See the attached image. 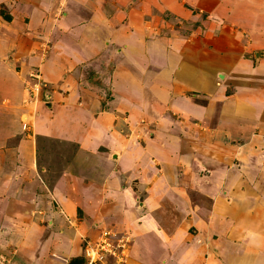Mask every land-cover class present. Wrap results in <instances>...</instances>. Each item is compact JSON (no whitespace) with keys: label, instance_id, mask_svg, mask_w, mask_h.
<instances>
[{"label":"crops","instance_id":"0c3cea01","mask_svg":"<svg viewBox=\"0 0 264 264\" xmlns=\"http://www.w3.org/2000/svg\"><path fill=\"white\" fill-rule=\"evenodd\" d=\"M26 1L28 2V0H5L10 2V6ZM157 1L161 2V0ZM163 1L166 7L173 4L176 13L182 12L183 9L187 15L188 9L185 4L203 8L205 3V0ZM210 1L214 4L210 13H217L222 22V31H228L232 26L251 32V39L247 41L250 52L246 54L240 67L236 69L230 65L229 62L236 60V55L232 51L214 49L210 52L203 49L201 51L208 58V67L200 74H197L198 71L195 69L190 70L189 67L184 70L182 62H178V59L172 64L173 69H179L175 71L174 77L170 72L173 69H168L167 66L160 72L159 84L154 80L150 81L149 78L146 82L147 87L155 92L154 96L162 101L164 98L166 100L169 94H173L174 87L180 81L187 82L192 89L198 88L201 92L212 94L220 93L223 85L231 86L233 83L235 92L220 109L217 124L214 121V125L221 127V130L218 128L220 133L209 138V141L196 135L192 140L180 137L182 132L177 131L179 130L177 119L167 116L160 121V132L153 140L148 137L139 141L133 134L122 138L115 127L123 123L114 111L118 109L113 104L108 108L101 105L100 95L94 89V91L87 89L91 86L85 76L81 78L83 74L77 68L78 65H73L71 73L64 76L65 79L72 80L67 85H63L69 89L66 101H60L56 106L51 103L46 105L50 109L35 111L34 114L29 115L27 118L31 123L28 125L29 130H26L23 126L25 121L22 120L23 111L20 110V103H17L21 96V91L18 89L20 83L14 82L17 81L16 79L5 83L6 77L0 76V90L17 103L13 107L0 106V249L9 247L10 255H17L18 251L13 253L15 251L13 246L21 242L10 237V234L27 237L23 241L30 240L37 248L41 247L46 238L53 243L54 237L59 239L64 237L67 242L58 246L56 251H52L53 257L48 256V259L53 260L50 264H67L68 257L78 253L79 234L90 235L95 229L106 227L116 236H127L130 240L126 248L127 258L123 264H195L192 261L197 253L202 251L199 250V240L203 238H208L206 248L202 246L206 257H204L205 261H199L198 264H218L215 259L219 253L224 257L228 253L229 257L227 256L226 260L229 259L230 264H264L262 234L264 230L260 231V226L256 227L254 223L245 225L239 228L238 235L234 233L230 241L227 237L229 234L227 229L230 225L223 226L220 230L216 229L215 236L220 240L218 246L215 245L216 238L210 235L214 224H229L232 220L230 218L229 222L227 213L218 210V206L222 202L225 203L228 196H223L220 200L215 190L223 188L220 191L223 192L227 189L226 194L229 190L228 193H231L233 198H237L233 201H238L242 206L247 203L248 194L247 190L237 189L241 188L240 183H237L242 179L239 178L241 172L250 175L253 183L264 181V178L254 179L260 171L264 172L263 160L261 169L255 162L250 168L243 167L248 159L244 153L246 142L262 143L264 140V34H262L264 2L261 0L263 4L261 5L256 0ZM111 10L113 12L112 8ZM30 12L34 15V10L30 9ZM21 13L20 18L16 20L17 23H20L22 15L26 14ZM93 15L92 13L91 16ZM242 15L246 16L245 20L240 17ZM11 19L14 21V17ZM90 25L94 26L95 21L90 20V24L84 29L80 27L78 29L69 23L63 24L61 29L63 32L66 31L65 37L61 41L52 42V48L43 60L44 63L42 62L46 65L45 79L49 81L58 79L54 71L47 72L46 69L56 67L57 53L62 54L60 47L64 48L70 44L76 48L87 46L91 49L89 52H94L95 48L101 45L97 43L99 33L96 35L90 31ZM24 33L15 35L17 39L14 40L11 54L15 56L5 57L10 64L20 63V69L22 63L26 61L39 63L40 58L32 47H25L27 36H24ZM69 33L74 39H66ZM211 35L210 40L215 43L219 35L214 32ZM29 37L31 39L33 35ZM118 41V46L129 48L136 45L135 39L132 42L130 40L122 42L124 40L119 39ZM150 42V45L156 46L160 45L161 41L150 40ZM143 43L149 46L145 41ZM201 44L204 46L203 42ZM2 48L5 51V48H8L7 43L0 44V52ZM62 52L64 53V50ZM161 54L160 52L159 55ZM78 55L77 52L75 57L73 56L75 60L79 59ZM210 57L214 59V63L209 60ZM71 59L73 58L68 57L69 64ZM171 59L174 60V57ZM8 75L10 71L6 70L5 76ZM10 78L17 77L13 73ZM129 78L133 83V78L127 77ZM172 78L176 79V82ZM75 79H80L78 80L80 82ZM216 83H220L221 87L213 88ZM130 93L134 94L131 91ZM147 93L149 97L147 95L145 107L154 101H149L152 93L150 91ZM80 95L81 98H77ZM238 100L239 104L236 102ZM165 106L173 113L185 108L188 111L190 107L188 103L183 104V102H172ZM135 107L133 105V109ZM195 114L199 115L200 111L195 110ZM128 127L132 128L134 125L129 122ZM230 127L233 129L231 130ZM200 143L205 144V147L202 146L204 149L202 155L198 153L199 146L197 148L195 146ZM224 143L227 148H234V159L240 158L242 166L237 168L239 172L230 166L231 158L225 157ZM195 156L200 158V161L190 160ZM259 159H263V156L256 152L255 161L258 162ZM221 163L223 165L225 163L226 166L218 169L216 166ZM206 165L210 167L207 169L211 171L207 170V172L211 174L218 170L220 176L226 175L227 170L233 169L232 175L237 172L240 175H233L232 179L229 177L227 183L222 179V184H216L215 181L209 185L202 184L199 179ZM187 176L191 178L190 182L185 180L186 183H190L198 192H204V189H200L201 185L207 188L213 187L214 192L209 197L211 201L206 199L207 204L205 203L204 209H201V204L200 206L197 204L193 195L189 197L187 194L183 197L180 192L184 190L181 188L184 187L182 184L184 177L186 179ZM263 190L264 188L259 191L262 193L258 197L261 202L256 203L260 208L257 213L261 222L264 221ZM214 202L218 203L215 207ZM45 222L48 226H45ZM23 223L28 225L23 227ZM47 228L51 229L50 235L44 233ZM72 230H74L73 236L70 235ZM202 231L210 233L201 235ZM220 233L223 236H220ZM254 242H257L255 246L258 245L248 253V248ZM136 243L143 245L141 253H134ZM58 252L63 254L61 259L54 256ZM144 253L146 260L143 259ZM42 254L34 253L33 256L39 258ZM11 264H26V262L16 256L15 262Z\"/></svg>","mask_w":264,"mask_h":264},{"label":"rangeland","instance_id":"374dc122","mask_svg":"<svg viewBox=\"0 0 264 264\" xmlns=\"http://www.w3.org/2000/svg\"><path fill=\"white\" fill-rule=\"evenodd\" d=\"M209 1L210 0H205L203 8L197 6L191 7V5L185 4L184 6L188 9V15L183 9H181L182 12L179 11L176 13L174 10L175 6L170 4L166 7L163 0H161L160 3H158L157 0H28V2L17 3L15 5L12 4L11 6L10 2H5V0L1 1L0 44L7 43L8 48H5V51H3V47L0 52V76L1 78L6 77L4 80L5 83L12 79H16L17 81L14 82L19 81L18 83H20L18 84V89L21 91V96L17 103H20V110L23 111L22 120L25 121V125H23L24 128L29 130L28 125L31 121H29V118L27 117L34 114L35 111L39 112L43 109H50V107L46 105L53 103L54 106H56L60 101H66L65 99L69 93V89H66L63 85H67L72 82V80L69 78L65 79L64 76L71 73L73 65H78L77 68L80 69L83 74L81 78H84L85 76L86 81L89 86H91L87 87V89L91 91L95 90L96 93L100 95L101 105L104 108H108L110 104H113L118 109H115L114 111L118 115V119L123 123L118 124L119 126L115 127L117 128V133L119 136H122V138L133 134L139 139V141L148 137H151L153 140L160 132V121L167 116L177 119L176 124H178L177 129H179L177 131L180 133L182 132L180 137H184L186 140H192L196 135L198 138L201 136L209 141V138H213L215 134L220 133L221 127L214 125V121L216 122L215 124H217L220 109L223 107L225 101L231 98V95L234 94L235 88L233 83H231V86L223 85L220 93L212 94L210 92H201L198 88L192 89L187 82L180 81L176 84V87H174L173 94H169L166 100L164 98L163 101L154 96L156 95L155 92L151 91L152 89L150 87L148 88V85H146L148 78L150 81L154 80L156 84H159L158 78L162 69L167 68V66L169 67L168 69H173L174 65L172 64L178 59V62H182L183 67H181L184 70L189 67L190 70L195 69L198 71L197 74H200L208 67V58L203 55L201 51L203 49L210 50V52L214 49L232 51L236 55V60L229 63L236 69L240 67L239 65L245 60L246 54L250 52L248 47L250 45H247V41L251 39V32L241 28L237 29L232 26L228 31H222L221 19L218 18V15H216L217 13H210L211 7L214 6V4ZM256 1L263 5L261 0ZM262 2H264V0H262ZM35 7L37 8L35 9ZM262 7H264V5ZM111 8L113 9V12ZM30 9L34 10V15L31 14ZM21 12L26 14H23L21 22L17 23L16 20L20 18L22 14ZM92 13L94 14L93 16H91ZM13 17L14 21L11 19ZM240 17L243 20L246 19L245 15ZM90 20L95 21L94 26H89L91 28L90 31L94 32L96 35L99 33L100 37L98 36L97 43L99 42L101 45L97 46L94 52H89L91 49L87 46L76 48L70 44L64 48L60 47L62 54L58 55L59 53H57L56 67H54V69L47 67L46 69L47 72L54 71L58 76V79L57 81H49L48 79H45L46 65L42 64V62L49 54L48 51L52 48V42L61 41L65 37L64 32L66 31L63 32L61 29L63 24L69 23L76 26L78 29H84L90 24ZM20 32H25L23 35L27 36L25 47H32L35 53L38 52L40 56L38 60L39 63L26 61L25 63H22L23 65L21 66V69L20 63L16 65L15 63L10 64L5 58L6 56H15H11V54L14 49V40L17 39L15 35ZM213 32L215 34L218 33L219 35L218 40L215 43H212L210 40ZM135 33L138 35L132 36V34ZM262 34H264V32ZM30 35H33L31 39L29 37ZM71 38L74 39V36H71L69 33L66 39L68 40ZM118 39L124 40L122 42H127L128 40L132 42V40L135 39L136 42H134V44L136 45H132L129 48L126 46H118ZM150 40L161 42L160 45L153 46L150 45ZM143 41L149 46H145ZM201 42L204 43V46H202ZM243 45H246L247 47L244 48ZM63 50L64 53L62 52ZM76 51L79 54L78 60L74 59L77 53ZM73 52L74 54H72ZM160 52L162 53L161 55H159ZM19 56L21 55L19 54ZM68 57L73 58L70 60L72 63L74 62L73 64L67 62ZM172 57H174V60L171 59ZM64 58L65 60H63ZM210 58L209 60L214 63V59ZM169 61H172V63H169ZM162 62H167L168 64L164 65ZM236 69L233 70L235 71ZM6 70L10 71V75L5 76ZM178 70L179 69H173L170 71L172 72L171 74L173 77L175 71ZM32 71L39 75L38 79L40 81L36 83L37 86L34 85L35 81L33 78L29 76ZM13 73L17 78H10ZM127 77H132L133 83H131V79H127ZM80 79L75 80L78 81ZM172 79L176 82V79ZM220 85V83H216L213 88L217 89L218 87H221ZM130 91L134 94H131ZM147 91L152 93L149 101L154 100L158 102L155 103L153 101L145 107L144 103L147 101V95L149 97ZM78 97L81 98V95L77 96V98ZM172 102H183V104L188 103V106H190L189 110L187 111L186 108L182 110L179 109L173 113V111H170V109L165 106V104ZM236 102L238 104L240 103L239 100ZM17 103L12 101L8 94L5 95V93L0 90V106L13 107L16 106ZM133 105L136 106L134 109ZM195 110L200 111V114H195ZM129 122H131L134 127H128ZM126 123L127 125H125ZM230 129L232 130L233 128L230 127ZM224 144L226 145V143ZM195 146L196 148L199 146L200 151L198 153H201L202 155L205 144L200 143V145L198 144ZM223 149L226 154L225 157L228 156V158H231V160L229 159V162L234 170L242 166L240 158L236 157L234 159L233 157V147L227 148L226 145ZM187 152H189V150ZM256 152L263 156V159H259L258 162L255 161ZM244 153L248 159L243 167L250 168L253 166V162H255L257 163L258 168L261 169V165L264 161V140L262 143L247 141ZM191 158V161H200V158H197L196 156ZM237 158H239V160ZM224 166H226V164L224 163L223 165L221 163L216 167L221 169ZM205 167L206 169H203L201 174L202 177L200 176L199 179L202 184L209 185L212 184V181H215L216 184H222V179L227 183L229 177L232 179L233 175H240L238 169V172L233 173V175L231 173L233 169L230 171L227 170L228 174L226 172V175L220 176V171L218 170V173L213 171L211 174L207 172V170L211 171L210 169H207L210 167L207 165ZM190 178V176H187L186 179L184 177V184H182L184 187L181 188L184 190H181L180 192L183 194V197L187 194L189 197H192L193 195L194 200H197V204L199 206L201 204V209H204L205 203L207 204L206 199L211 201L209 197L212 196L214 192L213 187L210 186V188H207L206 186L201 185L200 189H204V192L207 193L201 191L198 192L191 187L190 183H186V181L190 182ZM239 178L242 179H239L240 181L237 182L240 183L241 186V188H237L238 191L247 190L248 194V201L246 200L247 203H243L244 205L240 206L238 201H233V199L235 200L237 198H233V195L228 193L229 190L227 191V194V189L223 192H220L223 189L221 187H219L221 188L220 190H215L216 193H218L219 199L223 196H228L225 199L226 202H222L220 206H218V210L227 213L229 216V222L230 218H232L229 224H214L211 227V233L208 231L201 232V235L210 233L211 237L216 238V246L220 244V240L215 236V230H220L223 226L230 225L229 228L225 227V229L228 228L227 230L229 234L227 237L229 238V241L234 233L235 235L239 234V228L251 223H254L256 227L260 226V231L264 230V221H259V215L257 213V210L260 208L259 206H256L257 201L259 203L261 202V199H258V197L262 195L259 191L264 188V181L253 183L254 181L250 179V175H246L242 172ZM257 178L263 179L264 172L262 173L260 171V173L254 176V179ZM199 194H202V196ZM199 201L202 202L199 203ZM213 204L214 207L215 205H218L217 202H214ZM202 211L204 212V210ZM219 215L221 214L219 213ZM238 217H240L239 220ZM45 219L47 220V217ZM44 224L45 226H48L47 222ZM23 225V227H25L28 223H23ZM102 228L103 227L97 230L95 229L90 235L79 234L80 240L77 243L78 253L70 258L68 257L67 264H69L70 260L77 257H83L84 260V247L86 241L93 242L96 240L101 234ZM256 229L259 230L258 228ZM74 230L70 232V235L73 236ZM190 230L192 231V229ZM44 233L50 235L51 229L47 228ZM262 234L264 235V232ZM220 236H223V234L220 233ZM10 237L19 239L21 242V244H16L17 246L12 245L13 249H15L13 253L18 251L16 256L23 262H26V264H41L40 262L50 264L53 260L48 259V256L52 258V251H56L58 246L67 242L64 237L61 239L54 237L53 243L46 238L41 247L37 248L30 240L23 241V239L27 237H17L12 234H10ZM207 239L208 238H203L199 240V250L202 251H199L196 258L192 261L195 264H198L199 261H205L204 257H206V253L202 246L206 248ZM8 241L11 242V240ZM255 243L257 242H254L251 247L248 248V253L254 250L258 245L255 246ZM17 248L21 249L18 250ZM142 248V244L136 243L134 253H141ZM8 251H11L9 247H4L3 250L0 249V253H3L8 261L12 260L10 261L11 264L12 262H15L16 256L10 255L11 253ZM34 253L43 254L39 258H35L36 255L33 256ZM54 256L61 259L63 254L58 252L57 254L55 253ZM227 256L229 257L228 253L225 257L223 254L219 253L215 261H217L218 264H230V260H226ZM137 257L140 259L139 255H137ZM126 258L127 257L124 256L122 260H119V263L116 261L115 257L107 255L97 260L95 264H123ZM143 259L146 260L145 253ZM83 260H80L77 263L83 264Z\"/></svg>","mask_w":264,"mask_h":264},{"label":"built area","instance_id":"2783aa9c","mask_svg":"<svg viewBox=\"0 0 264 264\" xmlns=\"http://www.w3.org/2000/svg\"><path fill=\"white\" fill-rule=\"evenodd\" d=\"M29 76L33 78L35 81L34 85L37 86L36 83L40 81L38 79L39 75L32 71ZM101 231V234L96 240L93 242L86 241L83 264H95L97 260L107 255L115 257L117 262L122 260L124 256H127L126 248L129 243V238L127 236L118 237L106 227L102 228ZM7 262L8 259L6 256L0 253V264H7Z\"/></svg>","mask_w":264,"mask_h":264},{"label":"trees","instance_id":"16d2710c","mask_svg":"<svg viewBox=\"0 0 264 264\" xmlns=\"http://www.w3.org/2000/svg\"><path fill=\"white\" fill-rule=\"evenodd\" d=\"M80 260L82 261L83 260V257L74 258L73 260H70L69 261V264H78L77 262L80 261Z\"/></svg>","mask_w":264,"mask_h":264},{"label":"clouds","instance_id":"9594fccd","mask_svg":"<svg viewBox=\"0 0 264 264\" xmlns=\"http://www.w3.org/2000/svg\"><path fill=\"white\" fill-rule=\"evenodd\" d=\"M129 242H130V240H129ZM3 254V253H2ZM10 261H12V260H9L8 262H7V264H10ZM83 263H84V261H83Z\"/></svg>","mask_w":264,"mask_h":264},{"label":"water","instance_id":"95a60500","mask_svg":"<svg viewBox=\"0 0 264 264\" xmlns=\"http://www.w3.org/2000/svg\"><path fill=\"white\" fill-rule=\"evenodd\" d=\"M220 76H222V75L220 74Z\"/></svg>","mask_w":264,"mask_h":264}]
</instances>
